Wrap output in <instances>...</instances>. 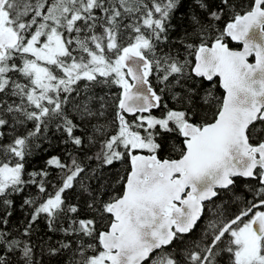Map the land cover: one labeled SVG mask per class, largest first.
<instances>
[{"label":"snow or ice","instance_id":"6c2138e0","mask_svg":"<svg viewBox=\"0 0 264 264\" xmlns=\"http://www.w3.org/2000/svg\"><path fill=\"white\" fill-rule=\"evenodd\" d=\"M48 132L83 156L28 172ZM40 220L69 264H264V0H0V264H40Z\"/></svg>","mask_w":264,"mask_h":264},{"label":"trees","instance_id":"16d2710c","mask_svg":"<svg viewBox=\"0 0 264 264\" xmlns=\"http://www.w3.org/2000/svg\"><path fill=\"white\" fill-rule=\"evenodd\" d=\"M215 2V0H213ZM187 8V6H186ZM173 29L170 30V41L173 49L180 48L181 45L179 41L184 37L185 30L191 31V25L188 21L186 10H181V13H178L176 18L172 21ZM232 47H236L235 44L230 45ZM217 95L222 94V89L216 90ZM170 106L172 105V101H168ZM159 115V113H156ZM173 143H179L177 139L169 140L168 145L165 150L161 153L164 158H167L170 151V146ZM39 146L33 149V154L28 158V163L26 164V170L28 172L39 171L45 168V162L49 158L53 156H58L62 161H67L69 159L68 153L72 152L73 155L83 156V153H77L74 151L71 145L64 144L59 134H53V132H48L46 134V138H42L38 141ZM87 151V150H86ZM49 172L48 180L52 182L57 181V172L58 170L53 168H48ZM254 183V182H253ZM51 190V188H50ZM237 195L241 197V200H234L233 203L228 205L229 213H234L239 210L240 207L247 200L252 199V193L248 190L247 187L243 185L237 186L235 189ZM36 193L35 187L29 186L24 193L15 197V208L16 210L13 213V216L9 218L8 228L14 234H18L22 232L24 227L27 224V209H22L21 205L23 203V199L27 196L34 195ZM68 202L69 203H77L79 202L81 208H83V198L77 201L76 194L74 192L68 193ZM220 202L219 200L217 201ZM206 217H211L212 213L206 209L205 212ZM208 219H204L203 224L200 225V228L194 230L193 233L189 234L184 243L182 245H178V247H190L195 242H197L202 234L201 230L207 225ZM64 237L59 232H49L46 223L43 220H40L34 226L31 235V242L35 248V258L40 264H69V260L72 256V252L65 251L62 256L59 257H50L48 255V248L50 245H57L59 241L63 240ZM222 264H228L226 257L220 258Z\"/></svg>","mask_w":264,"mask_h":264},{"label":"water","instance_id":"95a60500","mask_svg":"<svg viewBox=\"0 0 264 264\" xmlns=\"http://www.w3.org/2000/svg\"><path fill=\"white\" fill-rule=\"evenodd\" d=\"M250 60H252V58H250Z\"/></svg>","mask_w":264,"mask_h":264},{"label":"flooded vegetation","instance_id":"af4514ba","mask_svg":"<svg viewBox=\"0 0 264 264\" xmlns=\"http://www.w3.org/2000/svg\"><path fill=\"white\" fill-rule=\"evenodd\" d=\"M232 47V46H231Z\"/></svg>","mask_w":264,"mask_h":264}]
</instances>
